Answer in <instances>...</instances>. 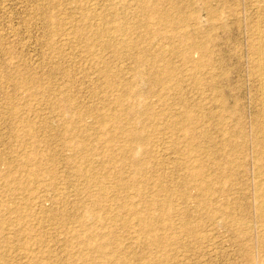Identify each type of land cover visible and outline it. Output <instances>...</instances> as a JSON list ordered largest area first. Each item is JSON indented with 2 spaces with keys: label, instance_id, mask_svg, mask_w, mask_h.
Segmentation results:
<instances>
[{
  "label": "rangeland",
  "instance_id": "rangeland-1",
  "mask_svg": "<svg viewBox=\"0 0 264 264\" xmlns=\"http://www.w3.org/2000/svg\"><path fill=\"white\" fill-rule=\"evenodd\" d=\"M263 10L0 0V264H264Z\"/></svg>",
  "mask_w": 264,
  "mask_h": 264
},
{
  "label": "bare ground",
  "instance_id": "bare-ground-1",
  "mask_svg": "<svg viewBox=\"0 0 264 264\" xmlns=\"http://www.w3.org/2000/svg\"><path fill=\"white\" fill-rule=\"evenodd\" d=\"M264 11V10H263ZM83 13V12H82ZM85 13H87V12H85ZM94 13V12H93ZM100 13V12H99ZM90 14H92V13H90ZM85 15V14H84ZM166 15V14H165ZM167 16V15H166ZM149 17V16H148ZM168 17V16H167ZM163 18V17H162ZM180 20V19H179ZM118 21V20H117ZM123 21V20H122ZM163 21V20H162ZM178 21V20H177ZM113 22H115V21H113ZM179 25V24H178ZM98 27V26H97ZM148 27V26H147ZM185 27V26H184ZM73 28V27H72ZM258 28V27H257ZM260 28V27H259ZM102 29H104V28H102ZM261 29V28H260ZM260 29H259V32H260ZM130 32V31H129ZM164 32V31H163ZM263 32V31H262ZM108 33V32H107ZM124 33V32H123ZM131 33V32H130ZM126 34V33H125ZM263 34V36L260 34V35H258V37H259V41H258V43L256 44V46H254V49H255V53H256V55L257 56H259V57H261L263 54H264V32L262 33ZM86 35V34H85ZM117 36V35H116ZM262 36V37H261ZM89 37V36H88ZM104 38V37H103ZM69 39V38H68ZM106 43V42H105ZM179 44V43H178ZM118 45V44H117ZM124 46V45H123ZM200 46V45H199ZM203 46V45H202ZM201 46V47H202ZM173 47V46H172ZM125 48V47H124ZM130 48V47H129ZM198 50H199V47H198ZM122 51V50H121ZM169 51V50H168ZM7 52V51H6ZM201 52V51H200ZM168 53V52H167ZM202 53H204V50H203V52ZM136 56V55H135ZM147 57V56H146ZM165 58V57H164ZM136 59V58H135ZM143 61V60H142ZM153 62V61H152ZM197 64V63H196ZM107 65V64H106ZM163 66V65H162ZM150 67V66H149ZM257 68H258V73H257V71H256V73L258 74V76L260 77V79H261V85L262 86H264V65H263V63L260 61V60H258V64H257ZM163 69V68H162ZM257 70V69H256ZM100 71V70H99ZM15 72V71H14ZM119 72V71H118ZM103 77V76H102ZM15 78V77H14ZM19 78V77H18ZM24 79V78H23ZM23 79H22V81L19 79V81H21L20 83H23V82H25V81H23ZM104 79V78H103ZM25 80V79H24ZM108 80H109V78H108ZM163 81V80H162ZM117 85V84H116ZM111 86V85H110ZM113 86H115V85H113ZM118 86V85H117ZM123 86V85H122ZM173 86V85H172ZM126 87V86H125ZM170 87V86H169ZM110 88V87H109ZM99 89V88H98ZM167 90V89H166ZM113 92V91H112ZM120 92V91H119ZM118 92V93H119ZM128 92V91H127ZM117 93V92H116ZM166 93V92H165ZM121 95V94H120ZM117 96V95H116ZM125 96H127V94L125 95ZM118 97V96H117ZM114 98V97H113ZM124 99V98H123ZM112 103V102H111ZM164 104V103H163ZM119 107V106H118ZM122 107V106H121ZM120 107V108H121ZM11 109V108H10ZM106 109V108H105ZM121 109H123V108H121ZM99 110V109H98ZM127 110V109H126ZM16 108L13 106V110H12V112L15 114L16 113ZM120 111V110H119ZM122 111V110H121ZM77 112V111H76ZM146 113V112H145ZM13 114V115H14ZM15 116H16V114H15ZM122 116V115H121ZM109 118V117H108ZM81 120V119H80ZM105 121V120H104ZM103 123V122H102ZM28 126V125H27ZM29 129V128H28ZM133 130V129H132ZM34 131V130H33ZM83 131V130H82ZM263 131V130H262ZM68 132V131H67ZM113 132V131H112ZM83 133V132H82ZM126 134V133H125ZM86 136V135H85ZM111 136V135H110ZM123 136V135H122ZM85 138V137H84ZM125 138V137H124ZM142 138V137H141ZM130 139H131V137H130ZM113 140V138L111 137L110 138V141H112ZM143 140V139H142ZM105 141V140H104ZM108 141V140H107ZM129 142V141H128ZM139 142V141H138ZM141 142V141H140ZM114 143V142H113ZM121 148H122V146H121ZM191 148V147H190ZM131 149V148H130ZM192 149L194 150V148L192 147ZM176 150V149H175ZM188 150V149H187ZM232 150V149H231ZM73 151V150H72ZM84 151V150H83ZM93 151V150H92ZM110 151V150H109ZM190 151H191V149H190ZM209 152V151H208ZM263 152V151H262ZM187 153H189V152H187ZM85 154V153H84ZM83 154V155H84ZM184 154V153H183ZM200 155V154H199ZM88 157V156H87ZM128 159V158H127ZM181 160V159H180ZM117 161V160H116ZM114 162V161H113ZM184 162V161H183ZM143 164V163H142ZM140 165V164H139ZM87 167V166H86ZM89 168V167H88ZM87 168V169H88ZM184 168V167H183ZM194 168V167H193ZM200 168V167H199ZM92 169V168H91ZM141 169V168H140ZM191 169V168H190ZM83 170V169H82ZM85 170V169H84ZM186 170V169H185ZM200 170H201V168H200ZM199 170V171H200ZM138 171H139V169H138ZM145 171V170H144ZM186 171H188V170H186ZM192 171V170H191ZM202 171V170H201ZM36 172V171H35ZM191 173V172H190ZM196 172H193V174H195ZM192 174V175H193ZM203 174V173H202ZM145 175V174H144ZM187 175H188V173H187ZM195 175H201L200 174V172H198L197 174H195ZM204 175V174H203ZM202 175V176H203ZM85 176V175H84ZM202 176H199L200 178L202 177ZM8 177H9V175H8ZM93 177V176H92ZM95 177V176H94ZM93 177V178H94ZM146 177V176H145ZM144 177V178H145ZM188 177H189V175H188ZM191 177V176H190ZM193 177V176H192ZM198 177V178H199ZM86 178V177H85ZM92 178V179H93ZM187 178V177H186ZM194 178H195V176H194ZM52 179V178H51ZM87 179V178H86ZM95 179V178H94ZM203 179H205V178H203ZM203 179H201V180H203ZM198 180H200V179H198ZM206 180V179H205ZM85 182H86V180H85ZM92 182V181H91ZM109 182V181H108ZM205 181H203L202 183H204ZM207 182H208V179H207ZM207 182H205V183H207ZM211 182V181H210ZM98 183V182H97ZM97 183H96V186H97ZM185 183V182H184ZM204 183V184H205ZM263 183V182H262ZM103 184V183H102ZM210 184H212V183H210ZM94 185V184H93ZM203 184H201V186H202ZM208 185V184H207ZM263 185V184H262ZM117 186V185H116ZM211 186V185H210ZM80 187V186H79ZM83 187V186H82ZM100 187V186H99ZM119 187V186H118ZM184 187V186H183ZM186 187V186H185ZM199 187H200V185H199ZM203 187V186H202ZM204 187H206V186H204ZM222 187V186H221ZM258 187V186H257ZM260 187H261V185H260ZM260 187H259V192H258V195H259V197H260V200L258 201V205L256 204V206H258L259 207V209H258V215L260 216V217H262V218H260L259 217V219L260 220H263L264 221V188L261 190L260 189ZM98 188V187H97ZM103 188V187H102ZM212 188H214V187H211L210 189H212ZM225 188V187H224ZM92 189V188H91ZM203 189V188H202ZM206 189V188H205ZM209 189V188H208ZM257 189V188H256ZM103 190H104V188H103ZM165 190V189H164ZM169 190V189H168ZM184 190V189H183ZM218 190H220V189H218ZM221 190H222V188H221ZM209 190H207V192H208ZM102 193V192H101ZM199 193H201V191L199 192ZM174 194V193H173ZM185 194V193H184ZM163 195V194H162ZM186 196V195H185ZM204 196V195H203ZM202 196V197H203ZM208 196V195H207ZM206 196V197H207ZM258 196H256V198H257ZM204 198V197H203ZM154 198H152V200H153ZM184 199V198H183ZM258 199V198H257ZM157 200V199H156ZM204 200V199H203ZM202 200V201H203ZM206 200V199H205ZM204 200V201H205ZM186 202V201H185ZM198 202V201H197ZM201 202V201H200ZM137 203V202H136ZM205 203V205H208V203H207V201H205L204 202ZM210 203H211V201H210ZM162 204H163V202H162ZM162 204H161V206H162ZM202 204V203H201ZM212 204V203H211ZM211 204H210V206H211ZM225 205V204H224ZM222 206V207H218V208H214V207H211L210 208V219L214 216V215H216L217 214V216H218V214H222L223 216L224 215H226V211H227V207H228V205H227V203H226V205L227 206ZM152 206V205H151ZM170 204L168 203V204H166L165 206H164V208H166L165 210L167 211L168 209H170ZM141 207V206H140ZM150 207V206H149ZM159 207V206H158ZM169 207V208H168ZM175 207V206H174ZM178 208V207H177ZM208 208V207H207ZM229 208V207H228ZM175 209V208H174ZM148 211H149V209H148ZM179 211V210H178ZM165 212V211H164ZM175 212V211H174ZM181 212V211H180ZM124 214V213H123ZM165 214V213H164ZM176 214V213H175ZM181 214V213H180ZM183 214V213H182ZM229 214V213H228ZM256 214H257V211H256ZM126 215V214H125ZM160 215V214H159ZM165 215H169V212H168V214L166 213ZM174 215V214H173ZM258 215H257V217H258ZM176 216V215H175ZM166 217V216H165ZM229 217V216H228ZM158 218V217H157ZM215 218V217H214ZM213 218V219H214ZM217 218V217H216ZM215 218V219H216ZM220 218V217H219ZM222 218V217H221ZM224 218V217H223ZM227 217H225V219H226ZM233 218V217H232ZM232 218H228L227 219V221L228 220H230V222H233V221H238L239 222V220L238 219H232ZM21 219V218H20ZM176 219H177V217H176ZM184 219H185V217H184ZM184 219L182 218V220L181 221H184ZM258 218H257V220H258V223H259V220ZM134 220V219H133ZM157 220H156V218H155V216H153V215H146V216H139L138 217V223H139V225H140V233H141V235H142V237H146V238H148L150 241H152V242H156V243H158V245H160L161 246V241H162V238L163 237H159L158 235H156V234H153V231H152V227H153V224H155V222H156ZM166 221V220H165ZM168 222H169V220H167ZM186 221V220H185ZM178 222V221H177ZM187 222V221H186ZM189 222L190 221H188V224H189ZM237 222V223H238ZM63 223V222H62ZM158 223V222H157ZM169 223H171V222H169ZM184 223V222H183ZM229 223V222H228ZM234 223V222H233ZM232 223V224H233ZM24 224V223H23ZM175 224V223H174ZM179 224V223H178ZM187 223H184V228H186L184 231H185V233H194V231H195V229L194 230H192L191 229V224L190 225H188ZM242 224V223H241ZM246 224V223H245ZM244 224V225H245ZM260 224V223H259ZM262 224V223H261ZM260 224V225H261ZM165 225V224H164ZM169 224H167L166 226H168ZM171 225V224H170ZM190 226V227H188V226ZM194 225V224H193ZM263 225V224H262ZM24 226V225H23ZM62 226V225H61ZM177 226V225H176ZM230 226V225H229ZM7 227V226H6ZM127 227V226H126ZM232 227H234V226H232ZM240 227H241V225H240ZM247 226H245V228H246ZM248 227H249V225H248ZM170 228V226L167 228V229H169ZM230 228H231V226H230ZM238 228V227H237ZM244 228V227H243ZM261 228V227H260ZM263 229H264V227H262ZM261 228V229H262ZM21 229V228H20ZM232 229H234V228H232ZM260 229V230H261ZM262 229V230H263ZM175 230V229H174ZM188 232H187V231ZM262 230H261V233L262 234H264L263 232H262ZM179 231H181V230H179ZM182 232H183V230H182ZM196 232V231H195ZM237 232V231H236ZM241 233V232H240ZM172 235V234H171ZM194 235H195V233H194ZM170 238V237H169ZM259 238H260V236H259ZM262 238H263V235H262ZM261 238V239H262ZM165 240V239H164ZM263 240V239H262ZM168 241H169V239H168ZM164 242V241H163ZM166 242H167V240H166ZM165 242V243H166ZM260 242H261V240H260ZM156 243H154V244H156ZM165 243H164V245H165ZM168 245V244H167ZM23 246V245H22ZM39 247V246H38ZM246 251H249V250H247L246 249ZM251 251H249V253H250ZM247 253V252H246ZM247 254V257H248V259L250 260V262L252 261V255L250 256V254ZM30 254V253H29ZM252 254V253H251ZM30 258V257H29ZM124 260V259H123ZM126 260V259H125ZM141 261V260H140ZM127 262V261H126ZM141 263V262H140ZM145 264V263H144ZM147 264V263H146Z\"/></svg>",
  "mask_w": 264,
  "mask_h": 264
}]
</instances>
